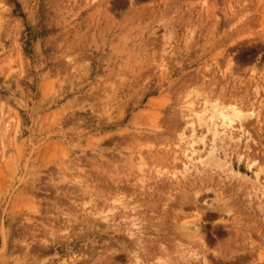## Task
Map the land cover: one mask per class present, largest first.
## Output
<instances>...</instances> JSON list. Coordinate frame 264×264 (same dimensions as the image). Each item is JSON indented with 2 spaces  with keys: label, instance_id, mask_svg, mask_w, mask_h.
I'll return each instance as SVG.
<instances>
[{
  "label": "rangeland",
  "instance_id": "rangeland-1",
  "mask_svg": "<svg viewBox=\"0 0 264 264\" xmlns=\"http://www.w3.org/2000/svg\"><path fill=\"white\" fill-rule=\"evenodd\" d=\"M3 145L0 264H264V0H0Z\"/></svg>",
  "mask_w": 264,
  "mask_h": 264
},
{
  "label": "bare ground",
  "instance_id": "bare-ground-1",
  "mask_svg": "<svg viewBox=\"0 0 264 264\" xmlns=\"http://www.w3.org/2000/svg\"><path fill=\"white\" fill-rule=\"evenodd\" d=\"M192 102H188V104L185 106L187 110L186 118L187 122L186 125L190 128V135L189 139H187V144L190 145V148L193 146V143L195 142L196 134L198 128H204L205 132L201 135H197V137L200 139L201 143L205 144V136L206 134H210L211 136V143L209 144V149L207 150V153L205 156L199 155L197 157V162H194L195 166L199 163L200 165L204 166H213L221 168L223 166V159L218 154V148L217 147V140H225V139H232L231 133L232 128L234 127V121L235 117L241 118L243 117V113H240L241 109H237L231 107V106H225L226 104L219 105L218 103L214 102L211 103L209 106H204L200 110H196L192 107ZM221 104V103H220ZM227 107H231L227 108ZM232 110L231 112L229 111ZM237 119V118H236ZM242 119V118H241ZM240 120V119H239ZM6 127L9 126V121H6ZM13 135L11 142L16 143L17 136L19 134V128L17 124H14L13 128ZM181 138H184L183 134ZM188 145V146H189ZM5 149L4 145L2 146V149L0 150V158L3 159L5 156ZM195 150L193 148L190 149V153L193 154ZM189 159L192 160V155L188 156ZM157 171L159 169H156ZM190 170V166L187 163L183 164V170L180 174H184ZM172 177L177 178L175 171H173ZM259 172H256V180L259 178L258 174ZM258 181V180H257ZM264 191V187L262 189ZM198 219L192 220V221H185V223L182 225V228L184 232H187V234H196L199 232L200 225Z\"/></svg>",
  "mask_w": 264,
  "mask_h": 264
}]
</instances>
